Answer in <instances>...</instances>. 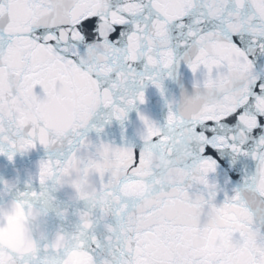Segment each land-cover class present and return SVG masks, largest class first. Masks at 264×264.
Masks as SVG:
<instances>
[{
	"label": "snow or ice",
	"instance_id": "obj_1",
	"mask_svg": "<svg viewBox=\"0 0 264 264\" xmlns=\"http://www.w3.org/2000/svg\"><path fill=\"white\" fill-rule=\"evenodd\" d=\"M261 57L264 0H0V156L14 163L18 154L38 146L55 148L67 142L60 158L49 154L41 161V190L28 183L29 191L18 193L16 203L27 208L54 200L49 181L58 184L74 159L82 161V173L89 167L81 152L93 133L96 140L89 152H108L117 164L96 176L95 191L87 188L83 175L73 186L78 202L84 203L77 210L74 232L61 227L51 242L32 241L22 255L9 249L6 256L0 254V264H71L77 253L87 264H264ZM182 66L193 75V91L181 85L183 105L177 111L161 75L173 79ZM56 69L76 84L74 91L92 101L91 107L74 114L67 134L58 136L39 116L23 129L17 114L8 119L4 106L18 99L27 107L26 102L45 96L48 75ZM149 87L166 102L164 125L140 110L148 102ZM98 106L106 111L98 113ZM133 111L145 129L139 146L127 135ZM97 115L100 121L92 122ZM114 122L121 130L120 146L103 138ZM193 136L199 138L195 147ZM181 148L190 152L186 159L178 156ZM226 153L232 154L230 167L240 157L255 165L251 173L245 169L231 194L212 179ZM157 156L174 163L172 184L155 171ZM231 183L226 176L225 185ZM144 185L158 198L151 208L144 207L138 191ZM193 186L206 203L199 214L200 236L186 239L190 213L183 196ZM221 194L223 201L218 202ZM9 195L11 186L3 181L0 198ZM233 208L239 215L221 231L227 234L239 222L256 233L243 256L196 243L212 231V217ZM68 215L67 208L57 212L65 221ZM148 217L155 223L141 227ZM6 224L0 217V229Z\"/></svg>",
	"mask_w": 264,
	"mask_h": 264
},
{
	"label": "water",
	"instance_id": "obj_2",
	"mask_svg": "<svg viewBox=\"0 0 264 264\" xmlns=\"http://www.w3.org/2000/svg\"><path fill=\"white\" fill-rule=\"evenodd\" d=\"M116 1L114 0V3ZM139 68V65H137ZM164 80L168 101H176L177 111L183 105L182 88L187 89L188 93H192L193 75L186 67L182 66L177 73H174L173 79H167V73L161 75ZM47 94L43 97H35L31 102L22 104L20 100H13L11 105H5L4 111L8 119H12L13 114H17L21 120V128L34 124L37 117L43 118L47 126L56 132L58 136H64L71 127L74 114L84 108L91 107V99H86L82 93L74 91L76 84L71 80L64 79L60 76L59 70H53L49 73L47 81ZM38 93L40 92L37 89ZM147 104L140 106L141 112L145 113L152 120L160 125H164L168 108L165 100L159 92L152 87L147 88ZM98 113L106 111L99 106L95 109ZM101 117L94 116L92 122H99ZM128 139L130 143L141 144L140 137L144 135L145 129L143 124L137 118L135 111L130 113V122L127 123ZM106 142H115L118 146L122 145L121 130L119 124L114 122L113 126L108 127L104 135ZM47 140V134H45ZM96 137L93 133L90 140L85 143L81 156L84 160H89L90 165L82 173L80 159H74L67 170L63 173L61 181L58 184H52L49 181L48 188L54 200L34 203L27 208H21L16 203L18 193L29 191L26 188L28 183L36 191H40L38 182L40 163L48 159L49 154L53 159L60 158V154L66 150L67 142L63 145L57 144L55 148L46 144L45 147L38 146L36 149L23 155H17L15 162H9L6 157L0 156V188L3 187V181H8L11 186V195L0 198V217L7 220L6 226L0 229V254L7 255V250H12L17 254H24L29 248L30 242L38 241L41 244L49 243L53 240L58 230L62 227L66 232L71 233L76 230L78 224L77 210L84 208V203L78 202L77 193L73 190V186L78 183L83 176L87 178V188L95 191L96 176H103L117 167L109 156L108 152L97 150L95 153L89 152V147L95 142ZM193 147L199 141L196 136L192 137ZM251 147V145H249ZM190 152H186L183 148L178 152L181 159H186ZM231 153H226L224 163L221 165L218 175L212 177L218 180L221 187L225 188L231 194L232 188L242 182L245 175V169L248 173L254 171L255 165L251 160L243 157L238 159L235 167H230ZM99 157L100 159H96ZM155 160V171L161 174L164 183L172 184V172L175 167L174 163L167 158L157 156ZM232 180L231 184L225 185V178ZM141 197L144 199V207L151 208L158 198H154L153 189L150 185H144L139 190ZM178 193H173L177 195ZM189 200L195 201L192 205H187ZM223 201L221 194L218 202ZM183 202L186 210L190 213V220L187 223L185 238H196L200 236L197 231L199 228V214L204 210L205 201L202 196L197 193L195 186L191 189V194L186 192L183 196ZM67 208L69 215L67 220H63L57 216V212ZM141 208V212H143ZM228 212L235 215H228ZM239 215L238 209L227 210L223 215L217 214L210 219L212 231L205 233L204 237L197 239L196 243L205 249H229L232 253L243 256L247 250L249 243L256 238V233L252 231L250 226H246L239 222H235L229 233L221 231L228 226V221L235 220ZM155 223L154 217H148L141 224V227L148 228ZM251 221H249V225ZM102 235V229L98 230ZM71 264H87L84 255L77 253L72 257Z\"/></svg>",
	"mask_w": 264,
	"mask_h": 264
}]
</instances>
